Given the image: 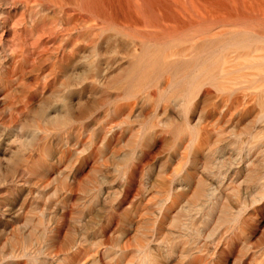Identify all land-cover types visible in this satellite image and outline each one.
Here are the masks:
<instances>
[{"label": "bare ground", "instance_id": "obj_1", "mask_svg": "<svg viewBox=\"0 0 264 264\" xmlns=\"http://www.w3.org/2000/svg\"><path fill=\"white\" fill-rule=\"evenodd\" d=\"M0 75V86L3 87L5 91L10 92V90H14L17 87L19 92L21 90L23 91V98L21 100L23 103H25V99L31 98L29 95L31 91L33 93H38L40 89L43 90L45 86L50 83L55 85V89H52L50 92L51 95L39 101L38 106L32 109V113L30 116L26 117L23 123H16L10 127L11 132H16L14 141H20V143H22V146L19 147L18 150L13 151V154L8 160L9 168L15 170L19 166L22 169V173L20 174L18 172L19 176H17L18 174L16 175L20 183H22L21 181L28 183L29 180L25 179L27 177L26 174H32L34 170V172L37 173L39 170L35 169L37 166V162L35 163V161L37 160H34L32 153L29 154L28 152L26 154L22 150L23 146H36L37 144L38 150H40V144L41 146L43 145L41 143L42 141L44 143V141L49 140L50 137L56 136V134L52 133L53 130L58 129H55V127H61V130L66 129L74 122L88 116L90 111L93 112V110H91L93 105H97L96 107H98L99 104H103V106L107 104V106H109L108 111L114 112L116 116L124 115L127 110L131 109L132 111L136 109L142 101L148 99L156 100L157 104L158 102L159 104L162 102L161 104H163V107L167 108L171 106L170 104L174 105V107L180 106L183 107L185 111L190 110V108H192L191 106L195 108V106L202 105V103H207L211 105L208 110L209 116L212 115L215 117L214 115H218L220 117L215 123L225 118H227L229 122L232 120L241 122L249 118L264 125V0H0ZM59 76H63L65 79L60 80L58 79ZM17 98L18 96L16 97V101ZM19 99L21 98L19 97L18 100ZM33 99L35 98L33 97L30 100ZM32 102H34V100ZM16 103L17 102L14 103V101H11L9 107L11 105L14 106ZM167 103L169 105H167ZM99 106L102 107L101 105ZM196 110L197 109L194 111ZM92 112H90V114ZM166 112H168V116L173 114L169 113L168 109ZM166 112L164 111V113ZM177 113L182 114L178 112V110ZM187 114V127L193 132L198 130V133L195 132L197 134L194 135V140L197 138L198 143H201L202 137L210 132H216L219 136L224 134L225 130L223 131V129L220 128L216 129L215 123L211 122L212 124H210L209 122L201 126V118L200 122L198 121L199 119H197L200 116L196 118L199 122V128L197 126L192 127L191 124L194 122L191 123V120L196 114ZM250 121H248V123ZM219 124L220 122L218 125ZM0 125L4 126L3 123H0ZM209 126L213 128L215 126L216 130L210 131ZM196 127L198 129H196ZM108 129H110V127H108ZM150 130L155 129L150 128ZM68 131L69 130H67V132ZM103 131L108 133L112 131V129L107 130L103 128ZM251 131L249 133H251ZM259 131L262 130H258V132ZM253 132L254 131H252V135L249 136L246 142L244 141L241 147V149L246 148V150L249 151L248 154L239 158V160L234 158L232 163H243V166H250L252 168V166L256 165V161L258 163V161L260 162V160L263 159V157L260 158L261 154L255 157L253 156L254 158L251 157L252 159L249 156L254 146H256L254 148L257 149L258 143H264V135H261V138L263 136V140H261L258 136L254 135L257 131H255L254 134ZM51 133L54 135L50 136ZM60 133L63 134L62 131ZM111 133L112 136L114 133L117 135V132ZM120 133H122V131ZM159 134L157 137H159ZM256 139L259 142H257ZM205 140L204 138V141ZM55 141H53L52 144ZM204 141H202V143ZM191 142H193V140ZM197 142H194L197 144L196 146L199 145ZM50 145L51 144L44 148V150L46 149L45 152H49L48 154H50L53 149H51ZM217 145L216 143V146ZM196 146L193 144V147H195L194 150L197 148ZM222 146H220V148ZM259 147H261V145L258 146V148ZM32 149L35 148L32 147ZM222 149L223 148L220 150ZM218 150H216V153ZM258 150L260 151L261 149L259 148ZM42 152L44 151L42 150ZM263 152L264 150L262 153ZM51 153L53 154V151ZM54 153H56V151ZM214 153L215 151H212L213 155L216 154ZM93 154L91 156H93ZM212 154L210 153L211 156H209L211 159ZM255 154L256 153L253 155ZM262 155H264V153ZM209 157L208 159H210ZM129 162L130 161H128L127 164ZM195 162L197 161L195 160ZM232 163L230 162V164ZM43 164H46V162ZM42 167H44V165ZM130 167L132 168V166ZM130 167L128 169L129 171ZM20 168L17 171H21ZM257 168H253V171L256 172L258 170ZM12 169L10 171H12ZM138 169L139 168H135L133 170L136 171ZM131 172L128 174L132 175L133 173ZM184 172L183 174H185ZM179 173L180 172H178V174ZM219 173L221 175L223 174L222 171H219ZM255 174L256 176L258 175L257 173ZM39 175H42V177L44 176V174H38V176ZM134 175L135 173L133 176H130V178L134 177L135 180ZM254 176L253 179L255 178ZM184 177L188 178L186 175ZM257 177L259 178V175ZM126 179L130 180L128 178ZM250 179L251 178H249V180ZM73 180L72 182L76 179ZM127 180L126 183H128V185L133 182V180H130L131 182ZM257 181L259 180L257 179ZM247 183L249 184V182ZM263 184L264 181L262 185ZM17 185L21 188L23 186V184L22 186H20V184ZM62 185L63 184H61V187ZM68 186L71 185L68 184ZM180 186H183V184ZM257 186L256 183L251 186L249 184V191H247L248 194L246 195L250 198H245V196L242 200L239 197V199L236 198L237 203L240 201V204L237 205L238 209L236 212L234 209H231L233 210L231 212L236 213L234 217L241 218V223L239 227H237L239 229H236L237 231L239 230V232L236 233V237L229 233L233 237L229 238L228 234L227 237L229 239L226 238V242L223 243L220 242L224 239L220 240L216 247L213 245L215 248L212 246L213 249H211L210 246L207 247L205 244L201 245L196 242L193 248H189V241H187L186 235L188 234L187 232L192 230L185 231L186 234L180 231V233L185 234L182 235L186 239H182L181 243L185 241L188 244H186L187 248L190 250L186 257L187 261L185 259L184 262L180 261L179 264H203V262L206 264H225L227 262L223 261L222 263L221 261L219 263L218 260V256L223 254L225 249H228V251L240 249L241 262L239 264H264V241L255 244L253 241H250L252 238H248V235L250 236L249 231H251L252 228L254 230L253 232L257 231L256 229L259 227V223L262 221L264 214V187L262 186L263 188H260V186ZM259 188L261 190L257 191ZM241 189L242 188H240V192L243 194L244 191L242 192ZM213 191L210 190L203 193H205L207 198L210 197L211 199L212 195L216 197L215 192V195L212 193ZM169 192H166L163 197L165 206L163 205L164 215H162L165 220V215L171 212L173 207L176 206L179 194L177 191ZM183 193L184 192H181L180 194ZM207 200L208 199L203 201L202 199L204 203H207ZM209 201L211 202V200ZM221 202H223V200ZM213 203L212 205L215 203L219 204V201ZM208 204L209 203L204 206L205 208L199 209V211L204 210L208 213L211 208L208 210L207 206L212 207L211 204ZM218 204L216 205L217 207H212L213 210H211V212L219 209L218 207L220 204ZM223 206L224 208L227 207L224 204ZM192 208L193 206L187 208V211H192ZM174 211H176V209H174ZM228 211L229 210L226 208L224 213ZM231 212L229 213L231 214ZM181 214L183 215V213ZM185 215H187V213H185ZM216 215L214 212L210 217ZM258 215H260V218L256 219ZM220 216L222 215L220 214ZM206 217L209 218V216ZM200 218L198 217L199 220ZM207 218L203 220H207L208 222ZM189 219L186 220L189 221ZM191 219H193V217ZM228 219L226 221L227 227L233 222H230V224L227 223ZM232 219L235 218L232 217ZM199 220L196 221L199 222ZM196 221L190 220L194 225ZM198 222L196 223L198 224ZM162 224H160V227L163 229ZM184 224L187 223L185 222ZM163 226L165 227V225ZM181 226H183V224H181ZM173 227H175V225ZM187 227L184 228L186 229ZM194 227L198 226L195 225ZM230 227H232V225L228 228L230 229ZM200 228L202 229V226H200ZM175 231H177L176 233L179 232L178 230ZM190 233L188 235H190ZM55 234L56 233H54V235ZM56 235L58 236V234ZM182 235L180 239L181 237L183 238ZM196 235H194L193 232V235H191L192 237L188 239L191 240L193 236ZM17 237L19 236L17 235ZM17 237L15 238L17 239ZM21 239L22 241L26 240L24 238ZM198 239H200L199 235ZM22 243L21 241L19 242V244ZM182 246L187 250L183 244ZM182 246H180L181 250L183 248ZM144 247H146V245ZM180 247L178 245V248ZM157 248H155V250ZM174 248L173 244H169L162 248V252L164 251L163 253L160 250L161 254L159 253L160 255L158 256L157 254L153 255L151 249L141 248L137 252L140 256L135 261L137 263L139 260L141 264H161V262L166 264L162 259L169 257L172 252H175ZM155 250L153 251L154 253ZM77 252H79L78 249ZM234 252L236 253L237 251ZM77 254L75 253L73 255L72 252L70 254L71 256L67 254L69 258L64 257L65 260H67L66 263L78 264L81 254L79 255L80 257ZM175 255H177L176 259H178V254H173V256ZM30 256L28 255V257L34 261L37 259L36 255L30 254ZM220 257L223 258L221 255ZM68 260H70V262ZM173 261L175 262V260ZM23 262L21 264L25 263ZM27 262L25 264H27ZM28 264H30V262Z\"/></svg>", "mask_w": 264, "mask_h": 264}, {"label": "rangeland", "instance_id": "obj_2", "mask_svg": "<svg viewBox=\"0 0 264 264\" xmlns=\"http://www.w3.org/2000/svg\"><path fill=\"white\" fill-rule=\"evenodd\" d=\"M58 79L64 80L65 78L59 76ZM17 88L10 90L9 92L5 91V89L0 86V123L4 124V126L0 125V264H21L23 261L26 263L28 260L27 264L29 262L30 264H67V260H65L64 257L69 258L71 252L73 255L75 253H78V256L81 254L78 264H141L139 260L137 263L135 261L140 256L137 252L141 248L148 250L151 249L152 254H157V256L161 254L163 250L162 248L169 244H173L175 248H178V245L180 247L183 244L187 248V243L184 241L186 239L183 236L186 234L185 231L192 230L190 231L192 233L187 232L188 234L190 233V235L187 234L188 237L186 235L187 241H189V245L187 244L189 248H193L196 243H200L201 245L205 244L207 247L210 246L211 249H213L214 246L216 247V245H218L220 240L224 239L220 242L223 243L226 242V238L229 239L233 237L231 235L236 237V233L239 232V230L237 231L236 229H239L237 227H239L241 223V218L234 217L236 213L231 212L233 211L231 209H234L236 212L238 209L237 205L240 204V201L238 200L239 202L237 203L236 200L239 198L242 200L244 199V196L245 198L248 197L246 194H248L247 191H249V184L251 186L256 183L257 186L259 182L261 183V179L263 183L264 155L262 154L264 152L262 153V151L264 150V143L262 142L263 145L258 143L257 149H255L254 147L256 146H254V149L252 148L249 154L250 158L257 156L258 154H261L260 158L263 157L262 160L259 159L260 162L262 161L263 163H260L259 161L257 163L256 161V165H254L256 168L258 167L257 171L259 173L253 171V168L256 169L254 166H252V168L250 166H243V163H232V160L234 158L239 160V158L248 154L249 151H247L246 148L241 149V147L243 146L244 141L246 142V140L249 139V136L252 135V131H257L255 132L256 134H254V132L253 134L263 140V136L261 138V135H264L263 124H259L257 121H253L249 118L241 122H237L236 120L229 122L228 119L225 118L218 121V123L220 122L219 125H222L219 126L215 121L220 117L218 115H214L215 117L212 115L209 116L208 110L211 105L207 103H202V105L195 106V108L191 106L192 108H190V110L185 111V109L183 110V107L180 106L174 107V105L170 104L171 106H168L169 108H167L163 107V104H161L162 102H160V104L158 102L157 104L156 100L148 99L142 101L140 103L141 106L139 105L136 109H133L132 111L131 109L127 110L124 115L116 116L114 115V112L108 111L109 106H107V104H104V106L103 104H99L102 107L99 105L98 107H96L97 105H93V107H91L93 112L90 111L92 112L91 114L89 112L88 116L74 122L67 127L68 129L61 130V127H55V129H58H56L57 131L53 130L54 132L52 131V133L56 134V136L50 137V141L47 140L44 141V143L42 141L41 143L43 145L41 146L40 144V150H38L39 148L37 144V148L35 145L23 146L22 150L26 154L28 152L29 154H33L34 160H37L35 161V163L37 162L36 167H38H35V169L39 170L37 173H35L34 170L32 174H26L27 177L25 179L29 180L28 183L21 180L22 183H20L17 180V176H19V173H22V169L19 166L15 170L9 168L8 160L13 154V151L18 150V148L22 146V143H20V141H14L16 132H11L10 127L16 123H23L26 117L30 116L32 113V109L38 106L39 101H42L51 95L50 92L52 89H55V85L50 83L45 86L43 90L40 89L38 93H33L31 91L29 95L31 98H35L33 99L34 102H32L33 100H30V98L25 99V103L21 101L23 98V91L20 89L21 91L19 92ZM17 96L21 99L18 100L17 98L16 101ZM11 101H14V103L17 102L14 104L15 107L13 105L9 107ZM167 105L169 104L167 103ZM167 109L169 113L173 114L168 116V112H166ZM176 109L182 114L177 113ZM195 109L197 110L194 111ZM182 110L183 112L185 111V114ZM164 111L166 113H164ZM187 113H189V115L192 113L196 114L192 119L193 121L191 120V123L194 122L191 124L192 127H198L201 118V126L206 125L209 122L210 124L215 123L216 129L220 128L223 129V131L225 130L224 134L219 136L216 132H210L202 137L203 139L201 140V143H198L197 138L194 140V135L198 133V130L193 132L187 127ZM197 116L200 117L197 118ZM196 118L199 119V122ZM248 121L250 122L248 123ZM151 125H154L155 127ZM107 126L110 127L112 131L105 133L103 128L110 130ZM197 127L196 129L199 128ZM150 128L155 130H150ZM212 128L213 127H210L209 130H216L215 126L213 130ZM67 130L69 131L67 132ZM258 130L262 131L258 132ZM61 131L63 134L60 133ZM121 131L122 133H120ZM250 131L251 133H249ZM111 132H117V135L114 133L112 136ZM156 132H159L160 134ZM52 133L50 136L54 135H52ZM158 134L159 137H157ZM204 138L206 139L205 141ZM191 139L193 142H191ZM53 141L55 142L52 144ZM202 141L205 143H202ZM194 142H197L199 145L196 146L197 144ZM216 143L218 144L217 146ZM46 144H51V149L55 148L54 150L52 149L53 154L51 153L52 151L50 152L52 156L48 154L49 152H45L46 149L44 150V148L47 147ZM193 144L197 147L195 150ZM260 145L261 147L259 148L262 150H260L261 152L258 150V146ZM220 146H222V150H220ZM32 147L35 149H32ZM214 148H217L216 150L219 149L217 153ZM211 149L212 151H215V155L212 154ZM42 150L45 153L42 152ZM55 151L56 153H54ZM92 152L95 153L93 154ZM210 153L212 154V159L209 157L211 156ZM254 153L256 154L253 155ZM92 154L93 156H91ZM50 157H53L54 159ZM208 157L210 159H208ZM194 159L197 162H195ZM128 161H130V164H127ZM45 162L46 164H43ZM230 162L232 164H230ZM258 164L261 165L259 166ZM43 165L44 167H42ZM130 166H132V168ZM129 167L130 171L128 170ZM134 167L139 169L134 171ZM19 168L21 171H17ZM11 169L12 171H10ZM219 171H222L223 174L221 175ZM130 172L133 174L135 173V180L134 177L130 178V176H133V174H128ZM178 172L180 173L178 174ZM183 172L185 174H183ZM255 173L259 175V178ZM38 174H44V176H38ZM185 175L189 179L184 177ZM253 176L256 180L255 178L253 179ZM126 178L133 180V182ZM249 178L251 179L249 180ZM73 179L76 180L74 181ZM257 179L259 181H257ZM72 180L78 183H74ZM126 180L131 182V184L129 183L130 185H128ZM246 181L249 182V184ZM73 183L75 186H78L75 187ZM179 183L180 185H185V189L183 186H180ZM262 183L260 185H262ZM17 184H20V186L23 184L22 188ZM61 184H63L62 187ZM68 184L71 186H68ZM259 184L257 187L260 186ZM262 186L264 187V184ZM262 186H260V188ZM240 188H242V192L244 191L243 194L240 192ZM260 188L257 189V191L261 190ZM210 190H214L212 193L214 194L215 192V199L213 195V198L211 197V199L210 197L207 198L205 195V193ZM169 191L179 192L176 204L178 207L174 206L171 212L165 215V220L163 219V207L165 206L163 203V197L164 194ZM180 191L184 193L180 194ZM249 198L250 197H248V199ZM202 199L203 201L208 199L207 203L211 205L214 201H219L220 205L217 203L219 209L217 208L218 210L211 212L214 207H217V204L214 202L215 204L213 203L214 205H212L213 208L207 206L208 210L211 208L209 211L211 214L204 210L199 211V209L201 210L207 205ZM213 199L214 201L212 202ZM209 200H211V202ZM222 200L223 202H221ZM200 204L205 205L201 206ZM223 204L227 207L224 208ZM191 206H193L194 209L192 208V211H187V208H190ZM226 208L229 211L224 213ZM174 209H176V211H174ZM214 212L215 215H218L210 217ZM229 212H231V214ZM181 213H183V215L187 213V215L183 216ZM220 214L223 217L220 216ZM197 215L199 218L201 215L204 217L201 216L199 220ZM206 216H209L210 219ZM258 216L256 219L260 218V215ZM192 217L193 219H191ZM205 217L208 219V222L207 220L204 221L206 219ZM232 217L235 219H232ZM228 218L232 220H229ZM186 219H189V221ZM227 219V223L229 224L232 221L234 222L230 224L232 225L230 229L228 228L230 225L227 227L226 224ZM190 220H199V222L201 221V224H204L205 222L207 223L201 225L196 221L202 226L201 229L196 222L194 223L198 227H194L195 225L193 222L191 223ZM185 222L189 224H184ZM160 224H162L163 229L160 227ZM181 224H183L184 227H188L185 229ZM163 225H165V227ZM174 225L176 228L173 227ZM57 227L59 228L60 233L58 232ZM175 230H178L179 232L176 233L177 231ZM256 230L257 231L253 232L254 230L252 228L251 231H249L250 236L248 235V238H252H249L250 241L258 244V242L261 243L264 241V234H262L264 233V214L263 219ZM180 231L185 234L180 233ZM193 232L194 235L197 234L196 236H193V238L196 237L194 239L197 240H194L193 238L191 240L188 239L189 237H192L191 235H193ZM54 233L58 234V236L56 234L54 235ZM220 233L221 237H218ZM228 234L229 238L227 237ZM17 235L19 237H17ZM181 235L183 238L181 237L180 239ZM198 235L200 239H198ZM15 237H17V239ZM21 238L26 239L23 240L25 242H23ZM205 238L209 239L206 240ZM182 239H184V242L182 241L183 243H181ZM20 241L23 243L19 244ZM144 244L146 247H144ZM156 245L159 247L157 248ZM155 248L158 249V252ZM175 248V252L171 253L172 256L170 255L169 257L162 259L166 264L168 262L170 264H176V262L179 264L180 261L184 262L185 259L187 261L186 257L189 254L188 251L190 249L187 248L186 250L183 247V253L181 247L178 249L176 248V250ZM77 249L79 252H77ZM154 250L155 253L153 252ZM234 251L237 252L235 253ZM234 251H228V249H225L224 253L220 254L223 258H221L220 255L218 256L219 263L225 261L227 262L225 264H239L241 262L240 249H235ZM29 253L31 255H36L37 259H35V261L32 260ZM67 254L69 256H67ZM173 254H178V259H176L177 255L173 256ZM28 255L30 257H28ZM173 260H175V262ZM68 261L70 262V260ZM161 264L163 263L161 262ZM203 264L206 263L203 262Z\"/></svg>", "mask_w": 264, "mask_h": 264}]
</instances>
